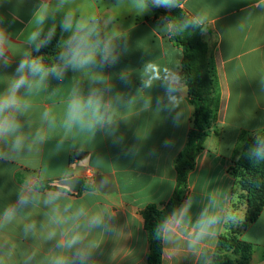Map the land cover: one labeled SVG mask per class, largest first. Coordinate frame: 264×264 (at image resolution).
Returning <instances> with one entry per match:
<instances>
[{"label":"crops","instance_id":"obj_1","mask_svg":"<svg viewBox=\"0 0 264 264\" xmlns=\"http://www.w3.org/2000/svg\"><path fill=\"white\" fill-rule=\"evenodd\" d=\"M57 2L0 0V31L7 37L3 45L7 65L0 59V92L26 52L40 56L28 36L36 28L41 5L55 8ZM181 7L205 27L203 37L211 46L221 101L204 150L189 174L182 205H190L191 220L174 233H164L162 264H211L229 221L242 219L246 212L238 214L232 171L246 140L264 132V3L182 0ZM68 10L77 18H95L101 35L114 36L122 54L115 66L69 70L62 80L49 77L46 87L28 97L26 113L18 116L24 147L13 152L10 138H0V264H54L58 256L70 257L76 250L60 245L77 233L90 245V264H145L149 234L142 212L172 197L175 161L193 128L195 108L187 87L179 81L178 106L169 111L162 86L166 76L180 74L183 51L170 39L171 24L149 7L141 10L137 0H70L46 21L45 32ZM53 38L61 45L58 26ZM121 74L128 76L127 86L120 82ZM100 75L105 77L103 83L95 82ZM105 85L111 86L106 99L114 101L112 124L64 127L71 92L79 89L87 94L90 88ZM145 101L152 103L145 107ZM46 111L55 118L54 124L45 119ZM78 154L83 157L78 159ZM78 177L83 178L79 193L63 185ZM41 181L56 182L65 190L40 191L35 185ZM22 193L32 197L27 205L18 203ZM11 206L16 207L15 216L5 221L4 211ZM206 207L229 218L221 221L213 236L189 247L194 222ZM80 209L84 215L77 216ZM93 215L104 217L103 227H89ZM241 239L253 246L250 264H264V209L242 231Z\"/></svg>","mask_w":264,"mask_h":264},{"label":"clouds","instance_id":"obj_2","mask_svg":"<svg viewBox=\"0 0 264 264\" xmlns=\"http://www.w3.org/2000/svg\"><path fill=\"white\" fill-rule=\"evenodd\" d=\"M70 0H58L55 8H50L48 4H42L35 15L36 28L29 34L28 43L33 46L36 52L47 46L56 34L57 26L62 33V43L58 55V63L52 66H46L42 56H32L26 52L16 64L13 74L8 80L7 88L0 92V138H10V148L13 152H18L24 147L25 137L21 132L22 124L18 116L26 113L30 107L28 97L34 92L46 87L49 77L62 80L69 70L78 71L89 67H110L115 66L122 54L120 45L112 35H101L95 18L83 19L77 18L73 11H64L59 24L53 22L51 27L45 32L44 25L50 18H54L57 12L63 10ZM264 3V0H262ZM138 7L144 10L148 7L147 0H137ZM155 8L165 10L178 7V0H151ZM2 20V17H0ZM200 21H185L184 28ZM66 34V36H63ZM7 37L3 31H0V59H3L7 65V58L4 57L3 45ZM105 77H97V83H103ZM119 80L125 86L129 79L126 74H121ZM150 86V85H145ZM167 104L165 107L171 111L178 106L177 93L180 91L179 77L169 74L162 82ZM23 91V94H22ZM111 92V86L90 88L87 94L79 89H74L67 101L64 115V127L71 129L79 126L80 128L94 129L110 126V109L114 101L111 98L106 99V94ZM115 102H119L117 99ZM160 101L158 100L157 103ZM152 102L145 101V107ZM179 113L173 118L174 123L179 119ZM45 119L50 125L54 124L55 118H49V112L44 113ZM115 135V129L110 128ZM122 139V137L120 138ZM117 143L119 140L116 141ZM131 151V150H130ZM134 154V153H133ZM252 155L257 159H264V138L257 137L256 143L252 149ZM32 197L22 193L18 197L20 205H27ZM189 204L182 205L174 211L171 217L162 225V231L166 234L174 233L186 221H190L188 215ZM16 207L11 206L4 211V220L10 221L14 218ZM84 215V210L80 209L77 216ZM227 214H221L204 208L194 222V227L189 237V247L194 248L206 237L215 234L216 227L221 221L228 219ZM104 217L102 215H93L88 220L90 228L104 226ZM51 235H55L52 233ZM84 237L79 233L66 239L60 246L72 250L76 249L72 255L58 256L54 264H90L92 252L90 245L84 244ZM166 239H171L166 235ZM77 245L80 247L76 248Z\"/></svg>","mask_w":264,"mask_h":264},{"label":"trees","instance_id":"obj_3","mask_svg":"<svg viewBox=\"0 0 264 264\" xmlns=\"http://www.w3.org/2000/svg\"><path fill=\"white\" fill-rule=\"evenodd\" d=\"M148 7L156 17L162 16L171 24L170 39L183 51L181 72L179 81L188 89L191 104L195 108L193 128L191 129L187 143L175 161L177 180L174 193L169 201L150 205L142 215L145 221V229L149 234V252L145 264H162L163 238L162 225L172 213L183 204L187 191L189 174L195 168L197 156L204 150L207 138L211 134L212 126L217 120L221 101V88L217 77V69L212 55L211 46L205 42L203 34L205 27L193 23L184 28L185 21H194L189 13L181 7L182 0H178V7L172 9L155 8L151 0H147ZM60 43L56 39L40 49L39 55L43 57L45 65L49 66L58 62ZM257 137L264 138V132L249 137L243 147L242 153L236 162V168L232 171L237 179L241 172L245 175L244 181L251 178L246 190L255 195L261 185H264V159H257L252 155V149ZM82 158V154L76 156ZM38 190H65L56 182L41 181L35 185ZM255 202V203H254ZM264 209V199L249 201V209L244 220L240 223L230 220L226 234L219 239L217 249L211 264H229L228 252L236 255L240 264H250L253 246L241 239L242 231L257 221ZM238 223L243 225V230L236 228Z\"/></svg>","mask_w":264,"mask_h":264},{"label":"rangeland","instance_id":"obj_4","mask_svg":"<svg viewBox=\"0 0 264 264\" xmlns=\"http://www.w3.org/2000/svg\"><path fill=\"white\" fill-rule=\"evenodd\" d=\"M245 174L243 172H241L238 176V187H237V207H238V214H240L241 216V212L246 211L244 213V215H242V219L240 218H233L234 220H236L237 222H242L243 218H245L247 211L249 209V201L252 197V199L254 198V200L257 201L260 199H264V185L258 189L257 193L255 195H251L250 192L248 190H246V186H248L250 184V180H252L251 178H248V181H244V176ZM255 203V202H254ZM231 219V220H233ZM240 222V223H241ZM240 223H238L237 227H231L232 228H236L239 231L243 230V225H241ZM227 256L230 259V263L229 264H240V261L238 259V257L236 255H234L231 251L227 253Z\"/></svg>","mask_w":264,"mask_h":264},{"label":"water","instance_id":"obj_5","mask_svg":"<svg viewBox=\"0 0 264 264\" xmlns=\"http://www.w3.org/2000/svg\"><path fill=\"white\" fill-rule=\"evenodd\" d=\"M83 184V178L78 177V178H72L69 180H65L63 182V185L73 193H79L81 186Z\"/></svg>","mask_w":264,"mask_h":264},{"label":"built area","instance_id":"obj_6","mask_svg":"<svg viewBox=\"0 0 264 264\" xmlns=\"http://www.w3.org/2000/svg\"><path fill=\"white\" fill-rule=\"evenodd\" d=\"M90 176V175H89ZM91 178V177H90Z\"/></svg>","mask_w":264,"mask_h":264}]
</instances>
